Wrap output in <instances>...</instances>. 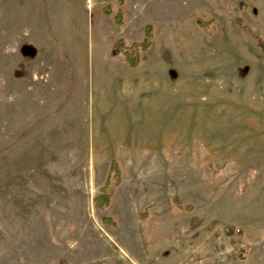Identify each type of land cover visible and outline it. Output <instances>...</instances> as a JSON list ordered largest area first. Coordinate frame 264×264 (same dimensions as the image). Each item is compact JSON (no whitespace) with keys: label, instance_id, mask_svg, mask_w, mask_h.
Returning a JSON list of instances; mask_svg holds the SVG:
<instances>
[{"label":"rangeland","instance_id":"obj_1","mask_svg":"<svg viewBox=\"0 0 264 264\" xmlns=\"http://www.w3.org/2000/svg\"><path fill=\"white\" fill-rule=\"evenodd\" d=\"M0 264H264V0H0Z\"/></svg>","mask_w":264,"mask_h":264},{"label":"trees","instance_id":"obj_2","mask_svg":"<svg viewBox=\"0 0 264 264\" xmlns=\"http://www.w3.org/2000/svg\"><path fill=\"white\" fill-rule=\"evenodd\" d=\"M119 6L122 5V0H118ZM104 11L107 15L111 14L110 6H106ZM114 24L120 26L123 24V13L121 9L117 11L113 18ZM238 25H241L240 20H236ZM197 27L201 28L203 31H206L207 28H210L212 31L216 30V24L213 20H205L203 18H198L195 20ZM152 38H153V27L152 25H146L143 29V37L140 41H134L131 44H127L124 39H117L112 46V53L115 57H121L125 60L126 64L130 68H135L138 66L141 60V55L145 53L148 49L152 47ZM260 46L259 41L257 42ZM120 183V170L116 160L112 159L109 164V174L102 187L100 194L93 198V205L96 209L101 210L104 207L108 206L112 193L114 189L119 186ZM191 207H188L190 209ZM101 222L103 225L110 226L114 225L108 217H102ZM223 233L228 236H242V231L240 229H235L231 225H227L223 228Z\"/></svg>","mask_w":264,"mask_h":264}]
</instances>
